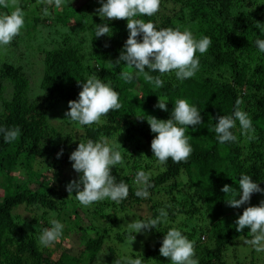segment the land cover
Returning a JSON list of instances; mask_svg holds the SVG:
<instances>
[{
	"label": "trees",
	"instance_id": "trees-1",
	"mask_svg": "<svg viewBox=\"0 0 264 264\" xmlns=\"http://www.w3.org/2000/svg\"><path fill=\"white\" fill-rule=\"evenodd\" d=\"M30 1L18 0V6L23 10ZM39 6L41 13L46 5ZM60 8L67 10L69 18L74 16L80 25L79 32L86 33L82 45L88 46V54H84L80 43L67 35L55 47L39 44L35 58L43 62V71L38 82L33 79L34 83L18 63L22 56L17 52L11 50L15 54L11 60L0 63V128L21 130L20 136L11 143H5L0 134V188L3 192L0 264H90L92 261L97 264V254L101 251L113 256L110 264L117 261L126 264L127 260L137 258L142 264H163L166 257L159 249L170 228L180 230L194 243V258L198 264H264V251L257 252L252 246L250 254L242 258L228 251L237 239L243 243L252 239L247 227L242 232L236 231L235 221L244 208L260 203L255 200L259 193H254L248 203L233 208L221 191L225 184L238 191L242 174L251 176L264 188V53H260L255 44L257 39H264V33L255 26L259 23L264 27V0H160L156 14L138 16L154 23L158 30H187L196 40L204 36L211 39L206 53H196L199 69L194 77L181 81L175 72L167 73L161 76L164 81L161 88L145 81L143 75L131 82L120 78L127 66L123 61L115 65V61L129 35L126 19L102 20L100 16L72 6L71 0H63ZM12 10L0 6V15ZM42 15H24L28 30L21 38L35 36L38 24L50 19ZM97 24H108L109 34L95 37ZM39 39L43 42L45 38L39 36ZM137 39L142 41V36ZM145 71L159 75L158 71L150 72L147 68ZM92 75L118 93L122 107L102 116L99 123L79 125L65 117L68 101L79 98L83 82ZM159 97L167 100V111L154 107ZM177 99H185L195 106L201 112L203 123L186 129L192 147L187 162L174 163L169 158L166 164H160L151 150V141L157 134L151 132L146 118L137 116L170 119ZM237 100L240 110L251 119L254 132H242L237 120L232 129L237 141L221 145L214 131L217 118L233 115ZM52 119L55 120L52 122ZM102 138L123 157V164L111 166V174L117 183L123 181L128 185L129 195L118 204L105 199L85 207L75 199V191L69 195L66 190V185L80 176L76 171V175L67 174L73 169L69 156L80 141L99 142ZM38 163H41L39 168ZM141 170L149 174L152 185L147 198L135 195L134 179ZM16 172L23 174V178L16 177ZM37 178L42 179L40 184L30 187ZM143 205L150 215L138 216L139 220L156 218L160 209L167 212L166 222L143 231L154 239V246L147 248L144 243L141 251L131 250L133 255L128 258L114 247L105 248L108 230L120 229L116 240L123 242L127 232L120 225L128 228L133 210ZM21 207L32 211L33 215L18 223L20 215L14 216L13 210ZM78 208H85L88 220L106 223L105 226L96 223L102 233L86 232L87 228L81 226ZM53 219L64 223L65 231L73 227L84 231V249L79 257L63 250L55 257L48 247L40 245L39 236L45 228L51 227ZM55 245L60 247L59 243ZM230 257L234 262L227 260ZM167 260L171 264L170 258Z\"/></svg>",
	"mask_w": 264,
	"mask_h": 264
},
{
	"label": "clouds",
	"instance_id": "clouds-1",
	"mask_svg": "<svg viewBox=\"0 0 264 264\" xmlns=\"http://www.w3.org/2000/svg\"><path fill=\"white\" fill-rule=\"evenodd\" d=\"M41 2L49 6L54 5L56 8H60L63 4V0H41ZM0 6L13 9L10 13L0 15V46H7L23 28L24 12L18 6V0H0ZM159 7L160 0H106V2L101 0V7L96 10L102 20H127L129 35L115 61V65L123 61L127 66L120 73V78L125 82H131L143 75L145 81L155 88H161L164 84L161 76L167 73L175 72L177 79L181 81L192 78L199 69L197 51L204 54L211 45V39L207 36L196 40L190 31L182 32L172 28L158 30L154 23L137 18L151 17L158 12ZM44 13L48 14L47 7ZM255 26L264 33V27L259 23ZM109 32L108 24H97L95 37H101ZM140 36L142 41L137 39ZM255 44L259 52L264 53V39H257ZM146 68L150 72L158 71L159 75L149 74V71H145ZM166 102L167 100L159 97L154 107L167 111ZM236 103L237 107L233 115H221L217 118L214 131L221 145L237 141V136L232 131L236 127L237 120L242 132H254L248 114L239 108L240 101L237 100ZM68 105L69 110L66 111L65 117L79 125L87 126L99 123L102 116L122 107L118 93L95 75L86 78L79 92V98L69 100ZM137 118H146L151 132L157 134L151 141V150L153 157L160 164H166L169 158L174 163L187 162L192 147L186 129L188 126L195 127L203 123L201 112L195 106L190 105L185 99H177L174 101L170 119H157L150 115L137 116ZM0 134H3L5 143H11L20 136L21 130L18 127L0 128ZM62 151L61 149V152L57 153L58 157ZM69 160L72 161V168L80 176L78 180L70 181L66 185V190L69 195L75 191V198L82 206L87 207L105 199L118 204L128 197V185L123 181L117 183L116 178L111 174V166L123 164V157L103 138L99 142L91 139L86 142L80 141L78 147L70 154ZM134 182L137 185L135 195L147 198L148 189L152 187L149 174L143 170L138 171ZM238 185V191L227 184L221 189L227 197L226 202L233 208L248 203L254 193H264V188L247 174L239 177ZM166 221L167 212L160 209L156 218L137 220L129 223L127 227L133 241L135 239L133 233L157 228L158 224ZM50 224L51 227L45 228L39 236V243L44 247H50L58 242L63 234L64 225L61 222L53 219ZM235 224L237 232H242L245 227L249 229L252 239L246 243L257 252L264 251V200L257 206L244 208ZM159 252L163 257L170 258L171 264H198V260L194 258V243L176 228H170L164 235ZM126 264H142V260L129 259Z\"/></svg>",
	"mask_w": 264,
	"mask_h": 264
},
{
	"label": "rangeland",
	"instance_id": "rangeland-1",
	"mask_svg": "<svg viewBox=\"0 0 264 264\" xmlns=\"http://www.w3.org/2000/svg\"><path fill=\"white\" fill-rule=\"evenodd\" d=\"M96 3H98V5ZM40 4H45V3H42L41 0H32L23 9L24 15L35 17L38 15L41 16L44 13V9L46 7L48 8V14L46 16H50V19H46L44 21V24H38L37 29L39 30L35 33V36L32 39H27L26 37L21 38V35L28 30V28L24 25L23 28L21 29L20 35L16 36L9 45L0 46V63L6 59L11 60L12 56L15 55L13 52H11V50L17 52L20 55V57L22 56L21 62L18 63L21 64L26 74L30 76L31 83H34L33 79L35 78L38 82L42 76L43 62L41 61L40 58L38 60H36L35 58L36 54L39 52V49L37 48L39 44H41L39 46H43V47L49 46L48 48L55 47L58 45V42L60 43L62 39L65 38V36L67 35L70 36L74 40V42L80 43L82 47L81 49L83 50L84 54L85 55L88 54V46L82 45V41L86 40L87 35L85 32L78 31L80 25L76 23L74 16L69 18V16L66 14L67 10L65 11L62 8H56L54 6L52 7V5L49 6L46 4H45L46 7L42 9V12L40 13L39 11ZM71 4L72 6L80 8L86 13L97 15L99 17V15L96 12V10L99 7H101V1L99 0H71ZM51 10H53L52 14H50ZM57 20H59V22ZM77 32L78 34H80V36H75L77 35L76 34ZM39 36L45 38L43 42L40 41ZM83 36L84 38H82ZM38 61H40L39 65H38ZM31 63L36 64V66H30ZM54 120L55 119H52V122ZM40 164L41 163L37 164L38 168ZM14 174L16 177L23 178V174L19 172H16ZM67 174L76 175L77 173L75 172L74 169L72 170L70 169ZM48 177H50V174H48ZM41 181H42L41 178H37V182L31 183L30 187L35 186L34 184L39 185ZM46 184H48V180L46 181ZM2 194L3 192L2 189L0 188V198ZM255 200H257L258 202L264 200V193H259L255 197ZM259 204L260 203H258V205ZM13 211L15 212L14 216L16 214L20 215V218L17 219L18 223H21V219H28L30 216L33 215L32 211L28 209H24L22 207L17 208L16 211L14 209ZM133 211H134L133 213L134 216H130L127 223H131L139 220L138 216L145 217L146 215H150V213L146 210L145 205L141 206L140 209H135ZM78 214L80 216V220H81L80 223L82 224L81 226L83 228L84 227L87 228L85 229L87 233L90 234L102 233L101 228H99L97 224L99 223L100 225L105 226L106 223H104V221H98V223L96 222L97 223L96 224L95 222L88 220V218L85 217V208H78ZM62 224L64 225V223ZM120 227L121 229H126L127 232L125 238L123 239V242L118 243L116 240L117 230L120 231V229L111 227L108 230V233L105 238L106 240L105 248L114 247L116 252H120L124 254L125 258H128L129 256L133 255L131 250H135V252L141 251L142 249H140V246H142V244L144 243L147 244L145 246L147 248L154 246V239L152 240L150 237H148V234L144 233L143 231L140 233H133L135 239L132 241V235H130L129 229L126 228V226H124L123 224L120 225ZM64 229L65 227H63V234L61 238L59 239L58 242H56L60 244V247L58 248L54 243L52 246L48 247L50 249V252L53 254V256L58 257V255L61 253V250H63L67 252L70 256L79 257L80 253L84 249V243H83L84 231L76 227H73L68 231H65ZM229 250L231 252L238 253V255L240 254V257L242 258V256L244 255L248 256L250 254L251 245L248 243H243L241 240L237 239L234 244L228 247V251ZM112 257L113 256L110 253H106V251H101L99 254H97V259L95 262L97 264H110ZM118 257L120 259L124 258L121 256ZM227 260H229V262H234L231 257L227 258ZM167 261L169 260L165 258V262L163 261L162 263L169 264ZM81 264H87V263L82 262ZM90 264H94V262L92 261Z\"/></svg>",
	"mask_w": 264,
	"mask_h": 264
}]
</instances>
